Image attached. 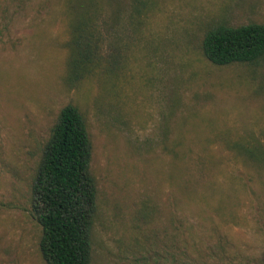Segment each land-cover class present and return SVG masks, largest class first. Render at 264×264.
Listing matches in <instances>:
<instances>
[{
    "label": "rangeland",
    "instance_id": "374dc122",
    "mask_svg": "<svg viewBox=\"0 0 264 264\" xmlns=\"http://www.w3.org/2000/svg\"><path fill=\"white\" fill-rule=\"evenodd\" d=\"M90 3L0 0V264H45L31 187L68 104L91 144V264H264V170L232 148L264 144V62L215 66L201 48L217 26L264 24V0ZM87 10L103 60L71 82Z\"/></svg>",
    "mask_w": 264,
    "mask_h": 264
},
{
    "label": "trees",
    "instance_id": "16d2710c",
    "mask_svg": "<svg viewBox=\"0 0 264 264\" xmlns=\"http://www.w3.org/2000/svg\"><path fill=\"white\" fill-rule=\"evenodd\" d=\"M90 10L76 13L70 23L66 47L71 82L94 73L103 60V33ZM201 48L215 66L264 62V24L217 26L205 34ZM232 148L264 170L263 143L239 142ZM90 160L85 120L77 107L68 104L58 114L31 187V214L41 229L39 251L45 264H91L96 184Z\"/></svg>",
    "mask_w": 264,
    "mask_h": 264
}]
</instances>
